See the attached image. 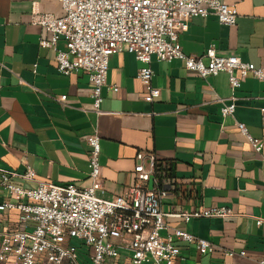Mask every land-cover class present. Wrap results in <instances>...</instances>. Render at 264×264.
I'll use <instances>...</instances> for the list:
<instances>
[{
  "label": "crops",
  "instance_id": "1",
  "mask_svg": "<svg viewBox=\"0 0 264 264\" xmlns=\"http://www.w3.org/2000/svg\"><path fill=\"white\" fill-rule=\"evenodd\" d=\"M221 1L237 8V23L191 18L180 34L184 52L202 55L213 43L221 55L236 54L264 66V0ZM35 12L64 15L58 0H0V169L32 168L35 180L21 182L25 187L39 181L87 187L88 138L97 128L102 166L97 195H122L135 182L137 152H154L175 180L162 202L170 213L162 236L181 228L215 246L213 253L201 254L194 244L177 240L176 264H259L264 259V81L242 78L235 112L223 117L221 108L231 95L226 72L201 78L181 60L154 58L152 83L161 94L147 102L137 76L142 64L122 50L110 58L98 114L86 72L61 74L55 51L40 45L50 34L34 22ZM58 47L65 48L64 38ZM62 95L67 96L64 102L58 100ZM237 122L263 142L261 152ZM9 200L0 195V202ZM214 206L228 207L231 214L189 221L175 215ZM19 216L16 210H0V231L23 228Z\"/></svg>",
  "mask_w": 264,
  "mask_h": 264
},
{
  "label": "built area",
  "instance_id": "2",
  "mask_svg": "<svg viewBox=\"0 0 264 264\" xmlns=\"http://www.w3.org/2000/svg\"><path fill=\"white\" fill-rule=\"evenodd\" d=\"M58 1L63 16L44 12L33 15L34 22L50 34L40 40V45L55 51L61 74L86 72L92 84L93 108L98 114L110 58L122 50L134 54L142 64L137 76L145 87L147 102L161 94V89L152 83L154 58L160 62L181 60L187 70L201 78L226 72L231 95L230 103L221 108L223 117L235 112V91L242 78L252 75L264 81V66L244 61L236 54L221 55L213 43L202 55L184 52L180 34L188 30L191 18L214 16L224 25L237 23V8L221 0ZM61 38L65 40L64 49L58 47ZM66 98L62 95L58 100L64 102ZM237 127L255 151L261 152L263 142L250 135L247 125L237 122ZM88 143L91 183L87 187L42 181L25 187L21 182L35 180L32 168L27 167L24 172L0 169V195L10 198L0 202V210L18 211V221L25 223L21 229L0 231V264H176L180 255L177 240L194 244L201 254L215 251L210 240L181 228H174L167 238L162 236L170 215L163 210L162 202L172 192L175 180L158 164L154 152L139 150L133 168L135 182L122 195L102 198L96 193L102 185L97 128ZM230 214V208L214 206L175 215L189 221ZM83 247L87 248L84 254ZM259 264H264V259Z\"/></svg>",
  "mask_w": 264,
  "mask_h": 264
},
{
  "label": "rangeland",
  "instance_id": "3",
  "mask_svg": "<svg viewBox=\"0 0 264 264\" xmlns=\"http://www.w3.org/2000/svg\"><path fill=\"white\" fill-rule=\"evenodd\" d=\"M86 252H87V248H85V247L81 248V253H82V254H84V253H86Z\"/></svg>",
  "mask_w": 264,
  "mask_h": 264
}]
</instances>
